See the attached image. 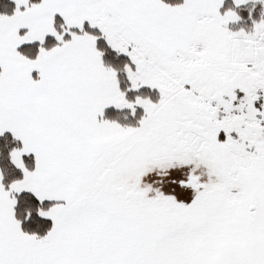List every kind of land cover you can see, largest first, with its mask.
Masks as SVG:
<instances>
[{"label":"snow or ice","instance_id":"1","mask_svg":"<svg viewBox=\"0 0 264 264\" xmlns=\"http://www.w3.org/2000/svg\"><path fill=\"white\" fill-rule=\"evenodd\" d=\"M222 5L15 0L0 14V137L20 141L22 171L0 182V264H264V12L232 31ZM86 24L129 58L124 90ZM144 86L155 101L127 95ZM108 106L143 112L121 123ZM25 191L55 201L35 208L43 234L16 216Z\"/></svg>","mask_w":264,"mask_h":264},{"label":"trees","instance_id":"2","mask_svg":"<svg viewBox=\"0 0 264 264\" xmlns=\"http://www.w3.org/2000/svg\"><path fill=\"white\" fill-rule=\"evenodd\" d=\"M235 8L240 16V20L238 24L235 26H231L235 31L241 28H246L248 24L252 23V20H259L260 12L263 10V5L256 0H249L246 4L239 6L238 8L234 5L232 0H226L223 7L221 8V12H223L227 8ZM15 8V1L14 0H0V14H8L11 15ZM249 10H251V15L249 14ZM59 22L58 20L57 27L59 29ZM86 30L92 32L93 34L98 35L99 37V30L94 27H90L87 24ZM67 37V34H65ZM56 41L54 37L48 36L46 38L45 46L50 47L55 44ZM39 43L31 44L28 46H23L20 48L21 51H25V49L32 50L33 54H35ZM98 49L103 51L102 60L106 66H113L115 68L121 69L118 73V78L120 80L121 89L124 90L128 87L129 81L127 80L126 73L123 71V65L126 62H129V58L125 55L117 54L116 51L110 48L107 45L106 41L102 38H98L97 42ZM141 94L148 96L149 98L153 99L154 101L158 98V92L155 89H150L148 87H142L138 91L129 90L127 95L129 98H133L135 95ZM143 109L141 107H137V114L136 117H133L129 110H117L114 107H109L105 109V118L109 119H117L121 123H134L135 120L142 114ZM19 142L17 139H14L11 134H5L0 137V168L3 174V183L7 186L13 179L22 177V171L16 168L11 162L8 157V152L12 147H18ZM26 166L31 170L34 167V160L32 156H26L25 158ZM18 203L15 206L16 216L18 219L22 221V228L27 231H36L39 234H43L44 231L47 230L48 227L51 225L50 218H41L39 217L36 212L35 208L37 206H41L44 208L49 207L53 202H46L44 201L43 204H40L36 198L29 192H23L17 195ZM26 209H31L32 215L25 220L24 217L26 215Z\"/></svg>","mask_w":264,"mask_h":264},{"label":"crops","instance_id":"3","mask_svg":"<svg viewBox=\"0 0 264 264\" xmlns=\"http://www.w3.org/2000/svg\"><path fill=\"white\" fill-rule=\"evenodd\" d=\"M15 1V0H14ZM233 1V0H232ZM256 1H258V0H256ZM226 2V0H223V5H224V3ZM247 2H249V0H247ZM246 4V3H245ZM223 5H222V7H223ZM242 5H244V4H242ZM242 5H240V6H242ZM262 12H264V5H263V10H262ZM262 12H260V14L259 15H261V13ZM95 28V27H94ZM98 29V28H97ZM24 30H26V29H22L21 31H24ZM48 36H51L50 34L48 35ZM47 36V37H48ZM46 37V38H47ZM35 43H39V42H31V43H26V44H24V45H22L21 46V48L23 47V46H28V45H31V44H35ZM20 50V49H19ZM26 50V53H28V54H33V52H32V50L30 51L28 48L27 49H25ZM115 51V50H114ZM120 55H125L126 56V54H123V53H120ZM33 75H34V78H35V73H33ZM109 107H113V106H108L107 108H109ZM106 108V109H107ZM5 134H10V133H8V132H6ZM4 134V135H5ZM19 142V146H20V141H18ZM26 156H32L33 157V160H34V155L33 154H31V153H29V154H26V155H24L22 158H23V160H24V162H25V157ZM25 166H26V163H25ZM27 167V166H26ZM0 173H2L1 172V168H0ZM0 182H3V180L2 181H0ZM25 192H27V191H25ZM46 202H53V203H55V201H49V200H45Z\"/></svg>","mask_w":264,"mask_h":264},{"label":"rangeland","instance_id":"4","mask_svg":"<svg viewBox=\"0 0 264 264\" xmlns=\"http://www.w3.org/2000/svg\"><path fill=\"white\" fill-rule=\"evenodd\" d=\"M255 20H257V19H255ZM238 22H239V21H236V22H230L229 25H228L229 29L232 30V31H235L231 26H235L236 24H238ZM251 24H252V23L248 24V26H247L246 28H244V29H245V30H248V29L251 27ZM236 31H238V30H236ZM144 87H148V86H144ZM148 88H149V87H148ZM138 107H139V106H138ZM126 110H127V109H126Z\"/></svg>","mask_w":264,"mask_h":264}]
</instances>
